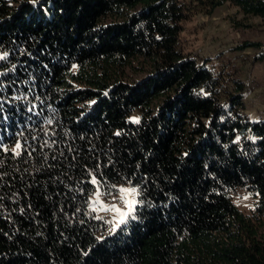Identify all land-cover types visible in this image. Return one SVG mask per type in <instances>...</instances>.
I'll use <instances>...</instances> for the list:
<instances>
[{"label": "trees", "instance_id": "trees-1", "mask_svg": "<svg viewBox=\"0 0 264 264\" xmlns=\"http://www.w3.org/2000/svg\"><path fill=\"white\" fill-rule=\"evenodd\" d=\"M223 5L231 30L264 19V0H0V264H264V120L233 63L179 40ZM93 175L102 199L137 188L135 219L109 230Z\"/></svg>", "mask_w": 264, "mask_h": 264}, {"label": "rangeland", "instance_id": "rangeland-1", "mask_svg": "<svg viewBox=\"0 0 264 264\" xmlns=\"http://www.w3.org/2000/svg\"><path fill=\"white\" fill-rule=\"evenodd\" d=\"M232 13H234L232 7L223 5L215 9L210 16L197 15L193 17L183 24L179 40L183 46V51L190 53L197 61L207 60L208 64L215 66L224 65L226 61L233 63L236 75L245 83L243 95L245 114L249 120H264V62H252V52L248 49L241 53L231 50L245 38L264 43V19H250L252 23H259L256 29L239 32L231 30L229 27L228 18ZM126 73L127 78L133 81L140 79L143 75L135 69L127 70ZM120 188L132 187L117 185L116 193L105 199L100 198L99 203H96L95 199L93 201L92 197L90 199V208H95V215L108 225L111 232L123 224L119 223L121 219L125 223L132 217L133 212L129 213L126 201H134L133 208L136 205V194L122 198L119 193ZM230 200L235 208L242 213H248L255 202L254 197L240 189L230 194ZM113 206L118 208L119 212H116ZM120 213L129 214L122 217Z\"/></svg>", "mask_w": 264, "mask_h": 264}, {"label": "snow or ice", "instance_id": "snow-or-ice-1", "mask_svg": "<svg viewBox=\"0 0 264 264\" xmlns=\"http://www.w3.org/2000/svg\"><path fill=\"white\" fill-rule=\"evenodd\" d=\"M8 56V53H4V55H0V61H3L7 58ZM0 75H2V73H0ZM33 107H35V105H33ZM138 122V121H137ZM49 123H51L49 121ZM47 143V142H46ZM22 145L17 142L16 145H15V149H13V152L15 155L19 156L20 155V151L19 149H21ZM6 150V149H5ZM91 175V174H90ZM93 185H95V192H94V198H95V202L96 203H99L100 202V197L105 195V193L102 191L103 189V185L101 184V182L97 179L96 176H92L91 178V181H90ZM119 193L121 194V197L122 198H125L126 196H130V195H133V194H138V190L136 187H132V188H120L119 189ZM128 207H129V213H132L134 212V208L132 207L133 203H135L134 201H131V200H128L126 201ZM139 203H143L142 201H140ZM101 207H103V205H101ZM113 209L116 211V212H119V209L118 208H115V206H113ZM93 211H95V208L92 209ZM129 213H120L121 216H126L128 215ZM133 219H135L136 217L133 216L132 217ZM119 223H124V220L121 219L119 221ZM115 229H113L114 231Z\"/></svg>", "mask_w": 264, "mask_h": 264}, {"label": "built area", "instance_id": "built-area-1", "mask_svg": "<svg viewBox=\"0 0 264 264\" xmlns=\"http://www.w3.org/2000/svg\"><path fill=\"white\" fill-rule=\"evenodd\" d=\"M261 50L264 51V45L261 47Z\"/></svg>", "mask_w": 264, "mask_h": 264}]
</instances>
